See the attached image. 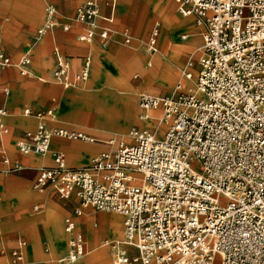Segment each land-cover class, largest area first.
<instances>
[{
    "label": "built area",
    "instance_id": "obj_1",
    "mask_svg": "<svg viewBox=\"0 0 264 264\" xmlns=\"http://www.w3.org/2000/svg\"><path fill=\"white\" fill-rule=\"evenodd\" d=\"M45 1L46 19L39 34L57 25L58 9ZM183 15H194L204 28L203 53L195 87L178 82L175 96L137 94L144 120L160 109L159 132L133 128L131 141L89 138L82 132L48 128L41 121L28 140L16 145L23 153L46 154L51 139L101 141L113 146L84 168H70L63 151L56 166L43 168L35 189L55 191L64 199L77 196L82 206L124 216V241L113 243L112 264H264V0H176ZM100 4L89 0L77 8L85 25L81 41L99 38L107 47L110 30L99 28ZM68 30V25H62ZM159 25L148 44L158 51ZM130 42V37L126 38ZM25 57L22 65L29 64ZM0 48V66L12 65ZM193 61L189 62V66ZM91 61L71 73L70 60L58 53L53 77L63 85L87 79ZM22 72L25 73L24 70ZM185 77L193 78L192 71ZM7 111L0 108V130ZM30 114L31 110L26 109ZM53 109L38 117L53 116ZM9 162L0 150V164ZM36 209L38 207H35ZM78 215L82 209L76 210ZM70 234L63 264H75L86 252L84 235L66 218ZM20 240L14 264H30ZM132 247L136 253L128 250Z\"/></svg>",
    "mask_w": 264,
    "mask_h": 264
},
{
    "label": "crops",
    "instance_id": "obj_2",
    "mask_svg": "<svg viewBox=\"0 0 264 264\" xmlns=\"http://www.w3.org/2000/svg\"><path fill=\"white\" fill-rule=\"evenodd\" d=\"M86 1L53 0L59 12L57 25L39 34L46 19L44 0H0V48L13 62L0 66V108L7 111L4 122L9 129L6 134L0 130V150L9 158L0 164V264H14L12 252L20 240L27 242L23 253L30 264H63L69 248L68 217L86 241V252L75 264H112V244L125 239L122 214L82 206L75 195L64 199L55 191L42 193L34 187L43 168L56 166V152H65L68 167L84 168L96 156L112 151V145L53 136L50 151L36 154L21 152L17 141L28 140L27 132L41 121L48 128L82 132L89 138L123 136L131 141L129 133L135 127L154 130L161 112L154 109L153 119H142L139 92L175 96L178 82L184 83L183 91L190 86L187 70L195 80L198 77L204 28L194 15L179 13L176 0H94L101 9L99 28L110 30L107 47L99 38L91 42L78 38L85 25L76 21V12ZM156 24L158 51L152 53L148 41ZM58 53L70 60L73 76L89 58L87 79L73 77L65 86L54 78ZM25 57L30 62L22 65ZM48 109H53V116H37ZM128 250L136 253L132 247Z\"/></svg>",
    "mask_w": 264,
    "mask_h": 264
},
{
    "label": "rangeland",
    "instance_id": "obj_3",
    "mask_svg": "<svg viewBox=\"0 0 264 264\" xmlns=\"http://www.w3.org/2000/svg\"><path fill=\"white\" fill-rule=\"evenodd\" d=\"M154 130L156 131V132H159V130H160V126L159 125H154ZM121 139H124V140H126L127 142L128 141H130L128 138H126V137H123V136H118V141H120Z\"/></svg>",
    "mask_w": 264,
    "mask_h": 264
},
{
    "label": "bare ground",
    "instance_id": "obj_4",
    "mask_svg": "<svg viewBox=\"0 0 264 264\" xmlns=\"http://www.w3.org/2000/svg\"><path fill=\"white\" fill-rule=\"evenodd\" d=\"M189 84L192 85L193 87H195V77L193 76V78L189 81ZM121 239V238H120Z\"/></svg>",
    "mask_w": 264,
    "mask_h": 264
}]
</instances>
